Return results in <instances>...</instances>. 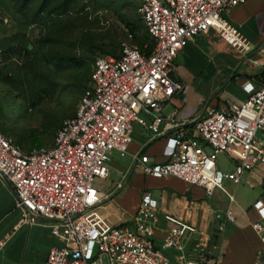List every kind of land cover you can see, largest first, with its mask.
<instances>
[{
	"label": "built area",
	"instance_id": "2783aa9c",
	"mask_svg": "<svg viewBox=\"0 0 264 264\" xmlns=\"http://www.w3.org/2000/svg\"><path fill=\"white\" fill-rule=\"evenodd\" d=\"M142 23L154 41L149 53L124 44L117 55L95 58L74 116L57 129L52 145L23 150L0 128V176L13 188L19 222L44 221L61 245L52 247L44 264H170L162 249H173L179 264H220L187 257L185 241L196 235L199 253L209 237L193 223L162 212L157 199L143 191L138 208L127 223H113L101 210L97 180L109 175L110 153L124 156L132 130L142 122L152 137L166 136L163 162L151 163L134 155L135 165L156 178L173 177L202 189L211 197L225 180L235 186L243 175L264 163V70L258 86L243 85L247 96L238 103L207 107L192 121L181 120L179 109L166 117L163 106L185 87L173 76V63L183 44L214 29L239 53L251 49L250 40L226 17L245 0H133ZM264 59V45L260 48ZM264 66V63H263ZM186 101V97H182ZM226 154L233 169L222 171L217 157ZM264 190V178H263ZM227 193V192H226ZM229 204L234 195L227 193ZM187 210L202 209L223 231L235 217L187 200ZM251 209V228L264 244V200ZM168 223L161 246L154 243L157 223ZM4 239H0V248ZM223 247H218V256ZM253 264H264L258 256Z\"/></svg>",
	"mask_w": 264,
	"mask_h": 264
},
{
	"label": "crops",
	"instance_id": "0c3cea01",
	"mask_svg": "<svg viewBox=\"0 0 264 264\" xmlns=\"http://www.w3.org/2000/svg\"><path fill=\"white\" fill-rule=\"evenodd\" d=\"M225 17L250 40V51L237 52L214 29L184 43L174 59L173 76L185 87V94H175L163 106V116L179 109L181 120L192 121L207 107L219 108L244 100L247 93L243 85L246 82L259 85L264 70L260 51L264 45V0H245ZM141 120L147 122L150 116L142 112ZM142 122L133 126L128 153L121 157L111 152L109 175L107 179L96 182L102 194L103 214L113 223L129 222L138 208L142 192L148 190L157 199L162 212L193 223L209 237L208 246L201 253L196 248V235L186 240L184 252L187 257L200 259L204 256L220 264H253L258 256L264 258V244L250 226L256 218L252 204L248 207L238 204L233 209L234 198L228 206L235 221L227 223L223 231H218L217 222L205 215L202 209L190 211L183 207L185 201L194 200L199 206L209 205L218 210L206 200L202 189L173 177L156 178L144 174L135 165L134 155L139 154L146 155L151 163L167 159L164 154L166 136L152 137ZM243 178L250 186L263 188L264 163L245 173ZM224 182L227 186V183L234 185L228 180ZM262 192L264 196V190ZM257 199L264 200V197ZM15 200L13 188L0 176V239H4L0 248V264H44L49 250L61 243L44 221L32 225L20 223V211ZM167 227L168 223L160 217L153 237L157 246H161ZM220 245L223 253L217 257ZM162 251L170 264L180 263L173 249Z\"/></svg>",
	"mask_w": 264,
	"mask_h": 264
},
{
	"label": "rangeland",
	"instance_id": "374dc122",
	"mask_svg": "<svg viewBox=\"0 0 264 264\" xmlns=\"http://www.w3.org/2000/svg\"><path fill=\"white\" fill-rule=\"evenodd\" d=\"M132 44H152L133 0H0V128L25 151L50 146L57 129L74 116L96 57ZM31 45V50L27 49ZM222 171L233 169L224 153ZM223 182L232 208L248 207L263 188ZM225 190L206 200L228 207Z\"/></svg>",
	"mask_w": 264,
	"mask_h": 264
},
{
	"label": "trees",
	"instance_id": "16d2710c",
	"mask_svg": "<svg viewBox=\"0 0 264 264\" xmlns=\"http://www.w3.org/2000/svg\"><path fill=\"white\" fill-rule=\"evenodd\" d=\"M136 5V4H135ZM144 25V24H143ZM144 27H145V25H144ZM145 29H146V27H145ZM146 31H147V29H146ZM147 33H148V31H147ZM148 35H149V33H148ZM150 36V35H149ZM150 38H151V36H150ZM152 39V38H151ZM154 47V41H153V39H152V44H151V47L145 52V53H149L151 50H152V48ZM139 48V47H138ZM140 50H141V48H139ZM120 51V50H119ZM119 51L117 52V53H104V54H112V55H117L118 53H119ZM142 52H144L143 50H141ZM104 54H102V55H104ZM94 62V61H93ZM93 64V63H92ZM92 67V66H91ZM91 71V70H90ZM89 74H90V72H89ZM89 74H88V77H87V81H86V84H87V82H88V78H89ZM86 84H85V87H86ZM84 87V88H85ZM84 88H83V90H84ZM82 90V91H83ZM5 134V133H4ZM16 142V141H15Z\"/></svg>",
	"mask_w": 264,
	"mask_h": 264
},
{
	"label": "water",
	"instance_id": "95a60500",
	"mask_svg": "<svg viewBox=\"0 0 264 264\" xmlns=\"http://www.w3.org/2000/svg\"><path fill=\"white\" fill-rule=\"evenodd\" d=\"M31 48H32L31 45H27L28 50H31Z\"/></svg>",
	"mask_w": 264,
	"mask_h": 264
},
{
	"label": "bare ground",
	"instance_id": "6f19581e",
	"mask_svg": "<svg viewBox=\"0 0 264 264\" xmlns=\"http://www.w3.org/2000/svg\"><path fill=\"white\" fill-rule=\"evenodd\" d=\"M223 187V186H222Z\"/></svg>",
	"mask_w": 264,
	"mask_h": 264
}]
</instances>
